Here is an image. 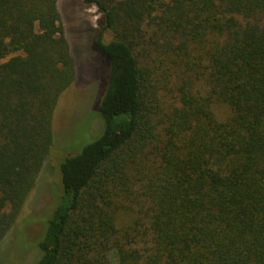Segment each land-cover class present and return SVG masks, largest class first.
Masks as SVG:
<instances>
[{
	"label": "trees",
	"instance_id": "16d2710c",
	"mask_svg": "<svg viewBox=\"0 0 264 264\" xmlns=\"http://www.w3.org/2000/svg\"><path fill=\"white\" fill-rule=\"evenodd\" d=\"M60 2L0 0V243L77 78ZM82 3L104 128L59 160L35 264H264V0Z\"/></svg>",
	"mask_w": 264,
	"mask_h": 264
},
{
	"label": "rangeland",
	"instance_id": "374dc122",
	"mask_svg": "<svg viewBox=\"0 0 264 264\" xmlns=\"http://www.w3.org/2000/svg\"><path fill=\"white\" fill-rule=\"evenodd\" d=\"M82 1L60 2L62 20L76 61L77 78L62 95L54 115L56 151L44 166L16 224L0 243V264L36 263L40 256L36 243L45 228V219L54 211L62 188L60 170L56 167L59 160L63 154L80 152L103 132L99 97L104 77L98 70V56L90 46L101 14L96 6H85ZM110 37L111 32L106 34L107 40ZM167 98L170 102L174 100L171 94ZM217 106V114L223 118L227 108Z\"/></svg>",
	"mask_w": 264,
	"mask_h": 264
}]
</instances>
